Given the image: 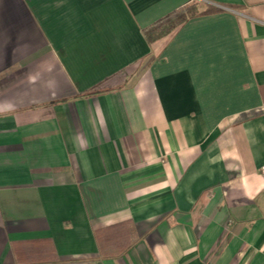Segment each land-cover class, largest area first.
Returning a JSON list of instances; mask_svg holds the SVG:
<instances>
[{
	"label": "crops",
	"instance_id": "1",
	"mask_svg": "<svg viewBox=\"0 0 264 264\" xmlns=\"http://www.w3.org/2000/svg\"><path fill=\"white\" fill-rule=\"evenodd\" d=\"M262 165L264 0H0V264H264Z\"/></svg>",
	"mask_w": 264,
	"mask_h": 264
},
{
	"label": "trees",
	"instance_id": "2",
	"mask_svg": "<svg viewBox=\"0 0 264 264\" xmlns=\"http://www.w3.org/2000/svg\"><path fill=\"white\" fill-rule=\"evenodd\" d=\"M191 4L184 6L183 8H181L179 10H176L175 12L169 14L163 20L158 22V24L160 23L159 25H161L164 21L172 19L169 27H167L165 30H162L160 32L161 33H168L169 31H171L172 29H174L175 27H177L178 25L183 23L188 18H190V17H192V16H194L196 14L204 13V12H208V11L212 10L211 7H207L205 9H203L202 11H198L197 12L194 8L191 7ZM158 26H157V28H158ZM149 33L151 34V30L148 31V34ZM158 35H159V33H155V35L152 34L151 38H154V37H156Z\"/></svg>",
	"mask_w": 264,
	"mask_h": 264
},
{
	"label": "rangeland",
	"instance_id": "3",
	"mask_svg": "<svg viewBox=\"0 0 264 264\" xmlns=\"http://www.w3.org/2000/svg\"><path fill=\"white\" fill-rule=\"evenodd\" d=\"M191 7L194 8L197 12L202 11L206 7L198 5L196 2H192ZM172 19L164 21L161 25L158 26L159 31L165 30L167 27H169Z\"/></svg>",
	"mask_w": 264,
	"mask_h": 264
},
{
	"label": "built area",
	"instance_id": "4",
	"mask_svg": "<svg viewBox=\"0 0 264 264\" xmlns=\"http://www.w3.org/2000/svg\"><path fill=\"white\" fill-rule=\"evenodd\" d=\"M260 173L264 176V165L260 167Z\"/></svg>",
	"mask_w": 264,
	"mask_h": 264
}]
</instances>
